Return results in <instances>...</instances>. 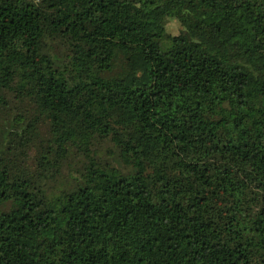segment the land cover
<instances>
[{
	"label": "trees",
	"instance_id": "1",
	"mask_svg": "<svg viewBox=\"0 0 264 264\" xmlns=\"http://www.w3.org/2000/svg\"><path fill=\"white\" fill-rule=\"evenodd\" d=\"M0 264H264V0H0Z\"/></svg>",
	"mask_w": 264,
	"mask_h": 264
},
{
	"label": "rangeland",
	"instance_id": "2",
	"mask_svg": "<svg viewBox=\"0 0 264 264\" xmlns=\"http://www.w3.org/2000/svg\"><path fill=\"white\" fill-rule=\"evenodd\" d=\"M165 24H166V27H167V30L170 34L172 35H176L178 33H180L181 31V28L178 26V24L171 18H167L165 20ZM196 61H192V60H184L180 63V66H179V69H178V72L179 74H182V75H185V76H190L192 75L193 73V66H194V63ZM80 166V164H76V160H75V166ZM117 166V165H115ZM73 176H77V174H72Z\"/></svg>",
	"mask_w": 264,
	"mask_h": 264
}]
</instances>
